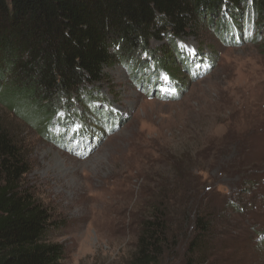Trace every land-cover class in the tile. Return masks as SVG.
Segmentation results:
<instances>
[{
  "label": "rangeland",
  "instance_id": "374dc122",
  "mask_svg": "<svg viewBox=\"0 0 264 264\" xmlns=\"http://www.w3.org/2000/svg\"><path fill=\"white\" fill-rule=\"evenodd\" d=\"M215 23L173 40L191 64L175 60L173 75L144 55L136 76L105 69L93 104L65 105L50 135L0 105L28 147L24 183L53 217L63 264H124L163 192L173 211L184 198L191 218L213 221L212 262L264 264V33L245 18L231 35ZM149 49L171 48L162 37ZM191 231L183 226L165 264H182Z\"/></svg>",
  "mask_w": 264,
  "mask_h": 264
},
{
  "label": "trees",
  "instance_id": "16d2710c",
  "mask_svg": "<svg viewBox=\"0 0 264 264\" xmlns=\"http://www.w3.org/2000/svg\"><path fill=\"white\" fill-rule=\"evenodd\" d=\"M241 18L264 33V0H0V105L50 135L65 105L93 104L90 87L105 81V69L120 64L136 76L149 67L144 55L173 75L175 60L191 67L174 39L213 19L231 35ZM162 37L171 49L158 57L149 42ZM30 168L23 137L0 115V264H63V246L48 238L53 217L24 183ZM175 201L173 211L163 192L150 205L124 264L167 263L185 224L193 237L186 235L182 264H215L213 221L195 210L191 218L188 201Z\"/></svg>",
  "mask_w": 264,
  "mask_h": 264
}]
</instances>
